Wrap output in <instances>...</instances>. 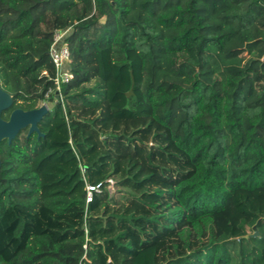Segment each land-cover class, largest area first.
Returning <instances> with one entry per match:
<instances>
[{
	"label": "trees",
	"instance_id": "1",
	"mask_svg": "<svg viewBox=\"0 0 264 264\" xmlns=\"http://www.w3.org/2000/svg\"><path fill=\"white\" fill-rule=\"evenodd\" d=\"M0 86V264H264V0H0Z\"/></svg>",
	"mask_w": 264,
	"mask_h": 264
},
{
	"label": "water",
	"instance_id": "2",
	"mask_svg": "<svg viewBox=\"0 0 264 264\" xmlns=\"http://www.w3.org/2000/svg\"><path fill=\"white\" fill-rule=\"evenodd\" d=\"M131 75V87L126 93L132 94V85L134 82ZM13 103L12 95L0 86V142L7 140L8 143L22 130L27 128V135L36 133L37 137L42 136L39 131L38 123L48 111L46 104H41L36 108L24 110L21 108L12 109L7 119L2 117L4 111H8ZM257 234V232H255Z\"/></svg>",
	"mask_w": 264,
	"mask_h": 264
},
{
	"label": "built area",
	"instance_id": "3",
	"mask_svg": "<svg viewBox=\"0 0 264 264\" xmlns=\"http://www.w3.org/2000/svg\"><path fill=\"white\" fill-rule=\"evenodd\" d=\"M65 32L66 30L55 31L53 35V41L49 47V56L55 68L54 84L57 94L59 93L60 85L70 81L73 76L72 73L65 67L66 63L70 59L69 50L66 43H61ZM96 190H98V185H86V201H89L92 198V194Z\"/></svg>",
	"mask_w": 264,
	"mask_h": 264
},
{
	"label": "rangeland",
	"instance_id": "4",
	"mask_svg": "<svg viewBox=\"0 0 264 264\" xmlns=\"http://www.w3.org/2000/svg\"><path fill=\"white\" fill-rule=\"evenodd\" d=\"M232 46H233V45H232ZM165 78L168 79V80H173V77H171V76H167V77H165ZM11 95H13V93H11ZM41 103H42V102H41ZM41 103H39V104L41 105ZM42 104H46L48 108H50L51 105H52L51 103L46 102V101H44ZM12 105H13V106H11V108H10L8 111H4V112H3V114H2V117H3V118L7 119L8 116H9V113H10V111H11L12 109H15V108H21V109H24V110H25V107H24L23 105H21V104L16 103L15 105H14V104H12ZM109 183H110V185L108 186V188H109L110 191L112 192L113 189H114V187H113V183H112V181H111V182L109 181Z\"/></svg>",
	"mask_w": 264,
	"mask_h": 264
}]
</instances>
